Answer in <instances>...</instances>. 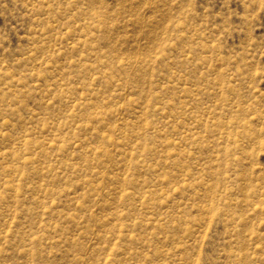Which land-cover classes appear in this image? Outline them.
Here are the masks:
<instances>
[{"label": "rangeland", "instance_id": "rangeland-1", "mask_svg": "<svg viewBox=\"0 0 264 264\" xmlns=\"http://www.w3.org/2000/svg\"><path fill=\"white\" fill-rule=\"evenodd\" d=\"M0 264H264V0H0Z\"/></svg>", "mask_w": 264, "mask_h": 264}]
</instances>
